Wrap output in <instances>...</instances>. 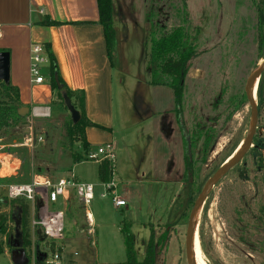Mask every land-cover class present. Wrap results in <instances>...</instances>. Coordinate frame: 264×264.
<instances>
[{"label": "rangeland", "instance_id": "rangeland-1", "mask_svg": "<svg viewBox=\"0 0 264 264\" xmlns=\"http://www.w3.org/2000/svg\"><path fill=\"white\" fill-rule=\"evenodd\" d=\"M263 9L264 0H113L116 136L137 147L132 152L125 149L123 181L117 176L121 181L117 193L129 194V207L114 205L94 162L76 166L82 179L94 183L90 210L96 234L88 233L83 202L75 193L67 203L63 243L69 253L80 252L83 264L124 263L127 255L120 229L124 221L132 223L140 260L153 234L155 264H187L186 233L195 199L204 183L236 154L251 129L253 117L243 92L247 77L264 59ZM177 28L184 30L193 46L180 109L193 140L189 182L184 144L180 142L177 152L167 145L172 126L165 111L174 106L172 90L147 81L152 37ZM46 65H41L45 73ZM44 110L46 115H37L32 108L27 116L19 115L20 120L4 115L0 124V214L6 215V233L0 232V264H13L11 252L21 241L17 237L20 206L8 197V185L36 178L56 182L60 174L69 173L75 156H84L64 101L56 95ZM163 134L166 142L156 139ZM27 136L34 137L33 145H26ZM162 148L166 152L160 159ZM128 177L134 180L131 184L124 180ZM36 201V206L42 205ZM196 230L206 264H264V170H253L250 151L211 189ZM31 239L30 246L20 247L30 257L43 249L36 234Z\"/></svg>", "mask_w": 264, "mask_h": 264}, {"label": "crops", "instance_id": "crops-1", "mask_svg": "<svg viewBox=\"0 0 264 264\" xmlns=\"http://www.w3.org/2000/svg\"><path fill=\"white\" fill-rule=\"evenodd\" d=\"M47 17L61 24L44 25L43 21ZM34 43L48 45L49 52H52L56 59L58 73L66 85L73 91H83L85 93L86 116L96 124L85 127V136L92 146V151H96L98 147L108 143L113 145L116 155L113 179L117 191L120 182L123 181L122 172L125 170L122 158L123 152L126 150L135 151L137 144L132 142L129 145L127 140L124 141L116 136L118 133L115 115L117 86L114 78V60L108 53L104 28L100 23L98 0H0V49H7L10 52V81L19 89L22 106H31L33 109L45 111L44 108L49 107L58 94L51 84L48 51L45 61L47 63L46 73L41 68L45 81L42 83L31 81L30 48ZM147 81L149 85L158 88L166 86L153 85L151 79ZM169 88L172 90L174 106L165 111L170 117L172 126V138L167 145L177 152L178 145H180V142L183 143L184 135L176 117L175 93L171 87ZM118 90L120 94L121 91ZM157 113L159 111H154V114ZM150 116H153V114ZM163 135L164 137L160 135L156 139L159 138V141L166 142L167 134ZM164 152L166 151L162 148L159 153L160 159ZM131 158L134 160L133 154ZM88 161H92L97 165V177L99 178L98 165L100 162L88 159L74 163L67 175L60 174L56 179L73 174L78 181L93 183L87 179H82L76 169L77 165ZM118 175L121 181L117 177ZM124 180L130 184L134 181L131 177ZM138 181H141V179ZM104 184L106 186V183ZM107 190L110 192L108 188ZM75 193L76 191L71 189L62 201L63 206L66 204V207H64L66 213L68 212V199ZM119 196L126 199L127 205L124 207H129L127 201L129 194ZM29 205L31 211L30 227L32 233L35 234L36 230L31 226L33 205L32 203H29ZM83 210L86 217L87 208L84 204ZM85 222L89 228L87 218ZM94 231V234H96L95 219ZM46 247L43 245V249ZM64 248L67 259H77L83 263L77 249L69 253L66 243Z\"/></svg>", "mask_w": 264, "mask_h": 264}, {"label": "trees", "instance_id": "trees-1", "mask_svg": "<svg viewBox=\"0 0 264 264\" xmlns=\"http://www.w3.org/2000/svg\"><path fill=\"white\" fill-rule=\"evenodd\" d=\"M100 23L104 28V34L108 47V53L113 58L116 49V30L113 20V0H98ZM260 20L264 22V9L260 12ZM44 25H59L60 22L47 17L43 21ZM151 57L149 66L151 69V84L166 85L174 90L177 104L181 102L183 97V81L186 75V64L193 53V46L188 42V38L182 28H177L172 32L162 35L158 38L152 37ZM45 51H48V58L50 62L51 84L54 90L57 91L58 97L63 100L62 91L57 87L54 79L55 72H58L56 59L52 52H49L48 45H44ZM0 51H8L7 49H0ZM59 80L63 85V90L68 93L72 99L73 104L81 112V119L78 123L73 124L74 130L80 134L83 143L84 156H75L74 163L88 160V155L92 151L91 144L87 141L85 136V127L89 125H96L91 122L85 113V93L83 91H73L61 78L58 73ZM258 109L260 115L259 125L262 130L261 134L255 139L254 146L250 150V155L253 160V170H264V73L262 74L258 85ZM22 107L20 102V93L18 87L14 86L11 81L5 83L0 81V124L3 123L4 115H9L11 118L20 120L18 109ZM3 120V121H2ZM192 165V164H191ZM115 165L109 160H102L98 165V175L100 181L108 183L113 179ZM185 174H188L187 171ZM184 174V175H185ZM188 182L191 181L192 176L188 174ZM15 205L20 206V231L19 237L21 245L26 248L32 244L30 227V205L23 198L11 200ZM6 215L0 214V232L6 233ZM132 223L124 221L121 224V233L124 238V245L126 248V260L123 264H155L156 250L153 234L146 244V255L144 259L140 260L137 257L135 250L134 236L132 232ZM37 245L40 243L54 250L56 242L48 240L41 230L35 232ZM18 241V240H17ZM64 244V243H63ZM61 245V244H60ZM39 251V249H37ZM38 260L40 255L37 256Z\"/></svg>", "mask_w": 264, "mask_h": 264}, {"label": "built area", "instance_id": "built-area-1", "mask_svg": "<svg viewBox=\"0 0 264 264\" xmlns=\"http://www.w3.org/2000/svg\"><path fill=\"white\" fill-rule=\"evenodd\" d=\"M46 61V51L44 45L34 43L30 48V76L34 83H42L45 81L41 73V65ZM33 113L37 115H46V111L33 109ZM35 142L33 136H27L25 139L26 145H33ZM89 160L101 162L109 160L115 164L116 155L111 143L105 144L97 148L96 151H91L88 155ZM109 193L112 195L114 205L116 207H124L127 205L126 199L119 196L116 191V183L114 179L106 183ZM71 189L76 191V194L86 206V218L89 225L88 233L93 235L94 219L90 211V204L94 199V184L89 182H81L76 180L75 175L71 174L66 177H61L56 182L48 180L34 179L30 183H11L7 188V195L10 199L23 198L26 202L33 205V217L31 226L34 230H41L45 237L56 242V248L46 247L39 249L32 257L29 256L28 264H83L77 259H67L65 257L64 238H65V217L66 204L63 206L62 201L67 197ZM39 199L42 205L36 206V200ZM51 204L57 208L51 209ZM61 244V245H60ZM95 244V242H93ZM40 255L38 260L37 256ZM77 255V253H76ZM92 264V263H91ZM102 264V263H96Z\"/></svg>", "mask_w": 264, "mask_h": 264}, {"label": "water", "instance_id": "water-1", "mask_svg": "<svg viewBox=\"0 0 264 264\" xmlns=\"http://www.w3.org/2000/svg\"><path fill=\"white\" fill-rule=\"evenodd\" d=\"M10 67H11L10 52L0 51V81L5 83L10 82ZM263 73H264V62L249 74L244 87V94L251 108L252 117H253L251 129L248 134V137L246 138V141L244 142V144H242V146H240L236 154L231 156L232 158L226 161L204 183L191 209L188 226H187L186 243H185L187 264H194L193 248H194V239L196 234V221L198 219V216L200 215V212L202 210L207 195L210 193L211 189L219 182V180L222 177H224L230 170H232L237 164L241 162V160L245 157L247 152L253 146V138L257 131V126L259 122V109H258V100L256 102L252 100L251 87L256 81L259 85V81ZM54 79L55 82L57 83L58 89L62 91L64 103L71 113L73 123L74 124L78 123L81 119V112L73 104L72 99L70 98L68 93L63 90V85L59 80L58 72H55ZM31 111L32 108L30 106H22L18 109V114L22 117H25L28 114H30ZM17 237H19V234H17ZM20 247H21V243L17 242L15 244V249L12 250L11 252L12 262L13 264H28L29 257L27 255V252L24 248H20Z\"/></svg>", "mask_w": 264, "mask_h": 264}, {"label": "flooded vegetation", "instance_id": "flooded-vegetation-1", "mask_svg": "<svg viewBox=\"0 0 264 264\" xmlns=\"http://www.w3.org/2000/svg\"><path fill=\"white\" fill-rule=\"evenodd\" d=\"M183 86H184V81H183ZM185 88V87H184ZM184 88H183V93H184ZM244 93V92H243ZM244 98H245V100H246V102H247V104H248V101H247V99H246V97H245V94H244ZM175 101H176V99H175ZM184 102V101H183ZM175 112H176V117H177V121L179 122V124H180V129H181V131H182V133H183V144H184V148H185V158H184V160H185V171H187V173L190 175V176H192V171H193V169L191 168V164H192V162H193V155H192V147H193V140L191 139V136H190V133H188L189 132V130L187 129V126L185 125V123L183 122V120H182V116H181V114H180V109H181V107H182V100H181V102H179L178 104H177V102H175ZM248 106H249V104H248ZM249 108H250V106H249ZM250 111H251V108H250ZM251 113H252V111H251ZM259 119H260V115H259ZM261 132H262V130H261V128H260V125H259V122H258V126H257V131H256V133H255V135H254V138H253V146H254V142H255V139H256V137L258 136V135H260L261 134ZM248 137V136H247ZM252 146V147H253ZM251 147V148H252ZM237 148V147H236ZM236 148L234 149V150H236ZM251 148H250V150H251ZM233 150V151H234ZM238 150V149H237ZM249 150V151H250ZM233 151L231 152V153H233ZM248 151V152H249Z\"/></svg>", "mask_w": 264, "mask_h": 264}, {"label": "bare ground", "instance_id": "bare-ground-1", "mask_svg": "<svg viewBox=\"0 0 264 264\" xmlns=\"http://www.w3.org/2000/svg\"><path fill=\"white\" fill-rule=\"evenodd\" d=\"M263 62H264V59L262 60V63ZM257 89H258V83L256 81V82H254V84L251 87V97H252V100L254 102L257 101ZM239 148H238V150H239ZM231 158L232 157H230L228 160H230ZM193 250H194V264H206L204 259H203L202 248H201L199 234H198L197 230H196V234H195Z\"/></svg>", "mask_w": 264, "mask_h": 264}]
</instances>
